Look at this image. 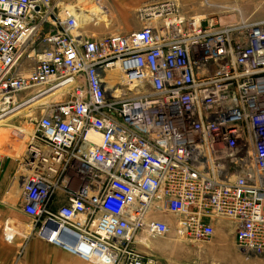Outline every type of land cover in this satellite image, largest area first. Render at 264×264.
Listing matches in <instances>:
<instances>
[{
    "label": "built area",
    "instance_id": "built-area-1",
    "mask_svg": "<svg viewBox=\"0 0 264 264\" xmlns=\"http://www.w3.org/2000/svg\"><path fill=\"white\" fill-rule=\"evenodd\" d=\"M68 4L0 0V120L60 96L15 165L29 231L91 264H153L136 242L209 240L226 217L264 254V16L202 25L161 0L88 36Z\"/></svg>",
    "mask_w": 264,
    "mask_h": 264
},
{
    "label": "rangeland",
    "instance_id": "rangeland-1",
    "mask_svg": "<svg viewBox=\"0 0 264 264\" xmlns=\"http://www.w3.org/2000/svg\"><path fill=\"white\" fill-rule=\"evenodd\" d=\"M111 1L112 3H115V6L119 9V11L131 10V17L128 18L127 22H110V16L114 13L115 9L108 8L106 6L104 7L103 4L106 3V0H68L66 3H69L68 5H75L82 10L79 12V22L82 25L84 24L81 29L85 32L86 35L90 36L91 34L104 35L111 32L130 31L134 28H137L138 26H140L139 23H142L137 18L138 10L146 4H150V1L152 0H147L149 1V3H145L146 0ZM141 1H143V4ZM160 1L161 0H157L154 2ZM177 1L180 7V13L183 14V16L192 14L201 17L204 14L203 20H206V18L208 17H212V19L218 20L217 18L219 17L221 21H231L232 19H234L233 16L237 14L236 10H231L232 8L230 9V7L232 6L239 8L240 15L243 18L255 20L261 18V16H264V0ZM119 3H130L131 5L130 7H126L127 5H125V7L120 8L118 7ZM97 6L102 7L105 10L99 9L97 8ZM83 9H86L89 12L85 13L83 12ZM92 18H94V20L96 19L95 22L91 20ZM31 62L32 61H30V63ZM56 94L57 93L55 90L51 92L47 101H42V98L35 99L33 102L35 104H33L32 113L29 116L25 114L26 117H23L20 113L21 110H17L12 114L7 115L4 119L0 120V153L3 156L7 155V157H10L13 154L16 155L20 153L25 142L28 139V137L26 136L28 135L32 127V125H30L29 123L30 116L35 117V115H37L40 103L59 100L60 96ZM17 114L19 116H17ZM10 118H12V120H10ZM1 183L2 181L0 182V264H91L84 260H80L78 257L71 253L65 252L56 245H52L45 239L37 238L32 231H29V219L19 210L18 186L13 185V183L10 182V179L6 180L3 185H1ZM11 196L13 198L18 197V200L15 202L14 199L13 202H11L9 199ZM3 198H7V201H9L8 203L11 202L13 205L7 206ZM162 217L165 219V221H167L169 225L173 223V215H171L170 213H165V215L162 214ZM215 219L219 223L222 222L223 226L213 223L212 235L209 241L203 240V244L200 243L201 247L205 248V246H211V239H213L214 237V232L221 233L223 235L222 237L225 239L228 236L233 235V222L230 219L226 217H216ZM5 220L6 223H4ZM8 220L11 221V224L7 222ZM225 222L228 223L227 226H225ZM7 227L10 228V231L14 230V232L12 231V236L9 240L7 239V236L10 234V232L6 231ZM169 231H171L173 233L171 234L179 239V235H177L173 230L170 229ZM161 238L162 236L154 235V237H149V241L158 240ZM179 240L188 241L186 238ZM147 244L148 241H146L145 243L136 242V250H138L139 252L141 251L148 256H151V254H148L141 250V248H145ZM233 246L236 247L238 253L240 254L238 261L242 260L244 262H248L249 264H264V254H254L253 252H249L241 248L239 251V247H237L235 239Z\"/></svg>",
    "mask_w": 264,
    "mask_h": 264
},
{
    "label": "crops",
    "instance_id": "crops-1",
    "mask_svg": "<svg viewBox=\"0 0 264 264\" xmlns=\"http://www.w3.org/2000/svg\"><path fill=\"white\" fill-rule=\"evenodd\" d=\"M61 1L67 2L68 0H61ZM152 1H150V3H153L154 1H157V0H154L153 2ZM141 2L143 4V1ZM146 2L149 3V1L147 0L145 1V3ZM125 5H127L126 7H130L131 4L130 3H126V4L119 3L118 7L122 8V7H125ZM103 6L115 9L114 13L110 16L111 17L110 22H114V23L127 22L128 18L131 17V10L119 11V9L116 8L115 3L114 2L112 3L111 0H106V3L103 4ZM97 8L102 9V10L104 9L98 6ZM101 19H104V18H101ZM92 21L94 22L93 18H92ZM139 24L141 25V23ZM19 154H16V155L13 154L10 157H7V155L6 156L4 155L2 157L1 165H0V182L2 181L1 185H3L6 180L10 179V182L13 183V185H17L19 188L20 183L17 177L18 170L15 167ZM3 199H4V202L7 204V206H9V205H13L11 202H13L14 199L16 202L18 200V197L13 198L11 196L9 198L11 201L10 203H8L9 201H7V198H3ZM18 203H19V200H18ZM10 220L7 221L9 224H11ZM214 223L219 224L220 226H223V223L217 222L216 219ZM227 224L228 223L225 222V226H227ZM171 233L172 232L169 231L168 234H166L168 236H162V238L158 240H150L148 241V244L145 248L143 249L141 248V250H143L144 252L151 254V256L153 257V264H249L248 262H244L242 260L238 261L240 254L238 253L236 247L233 246V243H234V233L233 232H232L233 235L228 236L226 239L222 237L223 235L221 233L214 232L213 234L214 237L213 239H211V242H212L211 246H208V247L205 246V248L200 246V243H202V241L201 242L200 241H189V240L182 241V240H179L180 238L178 239L176 236L172 235L173 233L172 234ZM239 251H240V248H239Z\"/></svg>",
    "mask_w": 264,
    "mask_h": 264
},
{
    "label": "bare ground",
    "instance_id": "bare-ground-1",
    "mask_svg": "<svg viewBox=\"0 0 264 264\" xmlns=\"http://www.w3.org/2000/svg\"><path fill=\"white\" fill-rule=\"evenodd\" d=\"M76 2V1H75ZM222 6V5H221ZM232 8V9H231ZM230 9L231 10H236V13L237 14H235L234 12V16H233V18L234 19H232L231 21H221L220 19H219V17L217 18L218 20L216 21V25L218 24V23H232V22H241L240 21V19H247V18H243V17H241V15H240V11H239V8H237V7H235V6H232V7H230ZM80 11H82L81 9L79 10V12ZM84 12V11H83ZM89 11H87V12H85V13H88ZM198 17V15H196L194 18L196 19ZM155 18V17H154ZM94 19V18H93ZM92 20V19H91ZM96 20V19H95ZM95 20H94V22H95ZM247 20H250V19H247ZM207 21H210L209 19H207V20H200V22H201V24L202 25H204L205 23H207ZM77 24H78V26H80V29H81V27L84 25H82V24H80V22H79V13H78V19H77ZM81 31L82 32H84L82 29H81ZM84 34H85V32H84ZM207 34V32L206 31H204L203 33H201L200 34V37H204V35H206ZM206 46H211V44L210 43H207L206 44ZM56 90V89H55ZM52 91H54V90H52ZM57 95V94H56ZM29 134V133H28ZM28 136V135H27ZM93 137H95V138H97L95 135H93ZM215 219V218H214ZM241 249H244L243 247H241ZM254 253V252H253ZM255 254V253H254Z\"/></svg>",
    "mask_w": 264,
    "mask_h": 264
}]
</instances>
